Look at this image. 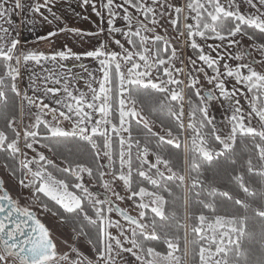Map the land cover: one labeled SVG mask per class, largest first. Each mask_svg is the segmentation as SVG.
I'll use <instances>...</instances> for the list:
<instances>
[{
	"label": "snow or ice",
	"instance_id": "1",
	"mask_svg": "<svg viewBox=\"0 0 264 264\" xmlns=\"http://www.w3.org/2000/svg\"><path fill=\"white\" fill-rule=\"evenodd\" d=\"M67 3L0 0V264H264V0Z\"/></svg>",
	"mask_w": 264,
	"mask_h": 264
},
{
	"label": "crops",
	"instance_id": "2",
	"mask_svg": "<svg viewBox=\"0 0 264 264\" xmlns=\"http://www.w3.org/2000/svg\"><path fill=\"white\" fill-rule=\"evenodd\" d=\"M76 8L78 9V14L76 16H72L71 18L68 17L67 9L68 5L65 4L63 9H61V12L64 15L65 21L68 25L76 28H80L85 31H95L96 30V23L93 25V21L97 19L96 16H94L91 13L90 8L89 9H82L78 6L76 3ZM82 16H88V19H82ZM96 17V18H95ZM11 19L13 20L14 25L17 26V30L19 32V38L21 39L22 45L28 48H39L41 50H50V49H56L59 48L61 45L67 43L69 47H72L74 51L81 52L82 49L80 47L86 48V50L90 49L89 43H84L81 45L80 43H77L70 35H61L56 38H53L55 40V44L50 45L47 41H39L37 43V37L40 35L46 34L47 31L52 30L50 26L44 25H36L35 29L33 30V26L31 25H21L20 24V18L15 15V13L12 15ZM96 22H98L96 20ZM8 26V25H5ZM15 34V33H14ZM92 39V38H89ZM92 43H95L93 40ZM87 63V61H86Z\"/></svg>",
	"mask_w": 264,
	"mask_h": 264
},
{
	"label": "rangeland",
	"instance_id": "3",
	"mask_svg": "<svg viewBox=\"0 0 264 264\" xmlns=\"http://www.w3.org/2000/svg\"><path fill=\"white\" fill-rule=\"evenodd\" d=\"M76 3H77V0H68V3L67 5H71V7L68 6V9H67V13H68V17H72V16H76V14H78V9L76 8ZM96 18V17H95ZM96 20L98 22H96ZM89 21V19H88ZM90 22V21H89ZM94 23L96 24H99L100 23V20L99 18L95 19V21H93V25H95ZM120 21L117 22V26L120 25ZM70 26V25H68ZM104 26L105 28L107 27L106 25V21L104 22ZM72 27V26H71ZM211 43V42H210ZM82 49V51H85L86 48L83 47H80ZM81 51V52H82ZM188 54L190 55L191 52L190 50L188 51ZM87 63H90V62H87ZM235 63V62H233ZM78 71V69H77ZM81 87H83V82H81L80 84ZM229 87H231V84H229ZM212 114L216 116V120H217V123L220 122L221 118L223 117L224 115V110L219 106V105H215L213 110H212ZM154 130L156 131H159V128L156 127ZM0 171L2 173V177L3 179L6 181V184H7V187L12 191V192H16L18 193L19 192V189L18 187L15 185V182L8 176V174L2 169L0 168ZM26 195V193H25ZM48 223V226L50 228H52L58 235H67L70 233L71 231V228L68 227V226H63V225H59L54 219L52 218H49L47 221Z\"/></svg>",
	"mask_w": 264,
	"mask_h": 264
},
{
	"label": "trees",
	"instance_id": "4",
	"mask_svg": "<svg viewBox=\"0 0 264 264\" xmlns=\"http://www.w3.org/2000/svg\"><path fill=\"white\" fill-rule=\"evenodd\" d=\"M173 151H175V150H173ZM181 162H182L181 159H177V161H176L177 166H180ZM209 178H211V177H209ZM68 227L71 228V225H68Z\"/></svg>",
	"mask_w": 264,
	"mask_h": 264
},
{
	"label": "flooded vegetation",
	"instance_id": "5",
	"mask_svg": "<svg viewBox=\"0 0 264 264\" xmlns=\"http://www.w3.org/2000/svg\"><path fill=\"white\" fill-rule=\"evenodd\" d=\"M0 178H3L2 177V173H1V171H0ZM13 193V195H16L17 193L16 192H12ZM23 202V201H22Z\"/></svg>",
	"mask_w": 264,
	"mask_h": 264
}]
</instances>
